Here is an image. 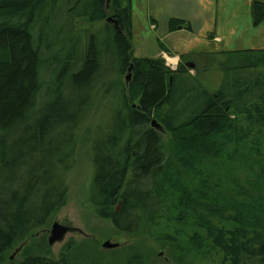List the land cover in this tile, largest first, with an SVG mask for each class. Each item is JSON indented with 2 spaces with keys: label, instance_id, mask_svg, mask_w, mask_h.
Masks as SVG:
<instances>
[{
  "label": "trees",
  "instance_id": "trees-1",
  "mask_svg": "<svg viewBox=\"0 0 264 264\" xmlns=\"http://www.w3.org/2000/svg\"><path fill=\"white\" fill-rule=\"evenodd\" d=\"M251 12L259 26L264 2ZM179 30L194 28L171 18L168 32ZM133 35L132 0H0V264L21 246L18 264H72L24 245L67 204L79 132L104 93L91 149L96 215L130 236L161 226L178 264H264V49L198 53L223 75L212 93L194 62L173 70L136 56ZM153 120L173 136L170 153ZM212 162L238 177L222 189L205 170Z\"/></svg>",
  "mask_w": 264,
  "mask_h": 264
},
{
  "label": "rangeland",
  "instance_id": "rangeland-1",
  "mask_svg": "<svg viewBox=\"0 0 264 264\" xmlns=\"http://www.w3.org/2000/svg\"><path fill=\"white\" fill-rule=\"evenodd\" d=\"M136 2V0H134ZM254 0H137L140 8H146L145 12L134 11L133 14V49L138 57H157L162 51L161 42L170 45L173 50L166 55L182 59L187 63H195V69L191 73L197 76L200 82L210 92H215L221 82L222 73L217 69L204 70L200 60L202 55L218 53L219 58H226L223 52L264 49V21L259 26H254L251 5ZM264 2V0H259ZM161 22L156 31H151L150 26L145 25V19L149 11ZM198 19L193 22L194 31H185L174 34L167 40L161 36L168 29L169 17ZM135 23V25H134ZM81 28L92 26L86 20L80 22ZM95 26H98L96 24ZM166 61V62H167ZM178 64V65H179ZM191 66V68H193ZM106 93L95 101L88 120L79 132L76 155L71 169L67 174L69 198L67 204L55 213L50 223L43 229L35 232L34 236L25 242L26 248H37L35 254L48 255L55 261H60L62 256L68 255L72 264H178L170 250L162 243L160 231L164 228H143L138 234L130 236L118 232L108 220L99 218L95 213V207L91 202V185L93 179L92 167V142L95 129L100 118L104 114L106 106ZM108 125V120L103 123ZM162 130V144L171 152L173 136ZM222 167L217 163L206 164L205 170L214 176V183H220L223 189L227 178L231 180L236 169ZM216 185L211 190H216ZM55 223L71 228L63 241L53 246L48 244L52 226ZM106 241L117 243L115 249H104ZM23 248V246H21ZM18 247L10 252L9 259L15 254ZM24 247V248H25ZM21 248V250H22ZM44 248H46L44 250ZM39 249V250H38ZM21 250L16 254L13 264L23 260ZM70 250V253H69ZM12 261V260H11ZM197 257L187 258L184 264H199Z\"/></svg>",
  "mask_w": 264,
  "mask_h": 264
},
{
  "label": "crops",
  "instance_id": "crops-1",
  "mask_svg": "<svg viewBox=\"0 0 264 264\" xmlns=\"http://www.w3.org/2000/svg\"><path fill=\"white\" fill-rule=\"evenodd\" d=\"M199 1V0H198ZM146 8L147 7H145V8H140L139 6H138V2H137V0H136V2L134 1V0H132V9H133V14H134V11H135V9H136V11H138V12H141V10L140 9H142L143 10V12H145V10H146ZM147 13V11L145 12V14ZM149 16H147L146 17V19H145V25H149V21L151 22V23H153L151 26H150V30L151 31H156V30H158L159 29V27H160V24H161V22H159L158 21V19L155 17V14L154 15H151L152 14V9H151V11H149ZM171 18H178V17H176V16H172V17H169V19H171ZM182 19V18H181ZM185 20H187V19H185ZM188 20H190V22H191V24L193 23V22H198L199 20L198 19H193V22H192V19H188ZM134 25H135V23H134ZM193 25V24H192ZM182 32H185V31H183V30H179V31H176V32H168V29H167V26H166V30H164V33H162V36H161V38H162V40L164 39V40H167V39H169L172 35H174V34H178V33H182ZM191 33V32H190ZM162 43V42H161ZM163 44V46L166 48V50L167 51H160V53H158V55H157V57H163L164 59H167L166 58V55L168 54V53H166V52H168V51H172L173 50V48L172 47H170V45H166L165 43H162ZM169 55V54H168ZM167 61V60H166ZM178 64H179V61L177 60V58L175 59V58H170L169 57V59H168V61H167V65L171 68V69H173V70H175L177 67H178Z\"/></svg>",
  "mask_w": 264,
  "mask_h": 264
},
{
  "label": "water",
  "instance_id": "water-1",
  "mask_svg": "<svg viewBox=\"0 0 264 264\" xmlns=\"http://www.w3.org/2000/svg\"><path fill=\"white\" fill-rule=\"evenodd\" d=\"M112 19H108V22L111 21ZM192 66V65H191ZM193 67V66H192ZM131 79V75L129 74L126 78V81L127 83L130 81ZM152 125L155 126L156 129H159V130H163V127L161 126V124H159L156 120H153L152 121ZM119 209V208H118ZM71 231V228L68 227V226H64L62 224H59V223H55L53 226H52V230H51V233H50V236L48 238V244L50 246H53L54 244H56L57 242H61L64 240V238L66 237V235ZM118 247V244L117 243H111L110 241H106L104 244H103V248L104 249H115ZM22 248V247H21ZM21 248L19 250H17L15 252V254H13L11 256V260L13 261L16 254L20 252Z\"/></svg>",
  "mask_w": 264,
  "mask_h": 264
}]
</instances>
